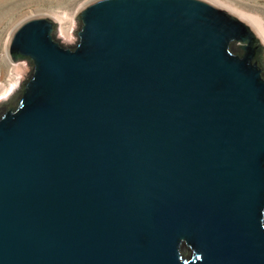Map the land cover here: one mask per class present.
I'll return each instance as SVG.
<instances>
[{
  "label": "water",
  "instance_id": "obj_1",
  "mask_svg": "<svg viewBox=\"0 0 264 264\" xmlns=\"http://www.w3.org/2000/svg\"><path fill=\"white\" fill-rule=\"evenodd\" d=\"M7 52L0 264H264V43L207 0H92Z\"/></svg>",
  "mask_w": 264,
  "mask_h": 264
},
{
  "label": "rangeland",
  "instance_id": "obj_2",
  "mask_svg": "<svg viewBox=\"0 0 264 264\" xmlns=\"http://www.w3.org/2000/svg\"><path fill=\"white\" fill-rule=\"evenodd\" d=\"M90 1L92 0H0V105L12 100L31 72L28 60L9 62L6 58L9 39L14 28L29 17L47 16L57 22L56 38L65 46H74L79 40L74 34L77 29L76 17L79 10ZM207 1L228 10L251 25L261 24L264 28V0ZM63 31L68 32L70 36H66ZM263 31L264 29L260 33L264 43ZM12 66H22L20 76L9 74Z\"/></svg>",
  "mask_w": 264,
  "mask_h": 264
},
{
  "label": "bare ground",
  "instance_id": "obj_3",
  "mask_svg": "<svg viewBox=\"0 0 264 264\" xmlns=\"http://www.w3.org/2000/svg\"><path fill=\"white\" fill-rule=\"evenodd\" d=\"M256 21V20H255ZM258 21V20H257ZM258 22H260V21H258ZM253 28H254V30L258 33V34H260V36H261V33H260V31H262L264 28H263V26L261 25V24H252L251 25ZM64 32V31H63ZM264 32V31H263ZM65 33V35L66 36H68L69 34H68V32H64ZM64 35V36H65ZM70 36V35H69ZM7 57V60L9 61V62H11L12 60H11V58L9 57V54L7 53V55H6ZM24 70V69H23ZM21 73H22V66L21 67H19V66H12V67H10V69H9V74H11V75H16V76H20L21 75ZM18 79V78H17ZM17 87H18V85H17ZM17 87H15V90L17 89ZM14 90V91H15ZM13 91V92H14ZM6 91H4V93H5Z\"/></svg>",
  "mask_w": 264,
  "mask_h": 264
}]
</instances>
